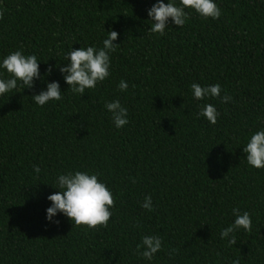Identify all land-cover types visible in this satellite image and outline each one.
<instances>
[{
	"label": "trees",
	"instance_id": "obj_1",
	"mask_svg": "<svg viewBox=\"0 0 264 264\" xmlns=\"http://www.w3.org/2000/svg\"><path fill=\"white\" fill-rule=\"evenodd\" d=\"M155 2L0 0V59L23 50L41 60L33 88L0 97V264H149L136 253L145 235L163 241L151 264H264V168L243 152L264 128V0H216L219 19L189 10L164 35L149 31ZM108 30L119 33L110 76L74 94L59 71L65 53L102 46ZM49 81L62 99L39 106L32 96ZM192 83H219L231 100H196ZM117 99L122 129L105 108ZM205 103L215 124L197 115ZM75 170L112 190L106 227L46 219L57 175ZM149 195L152 212L141 208ZM233 208L250 213L252 230L230 245L220 232Z\"/></svg>",
	"mask_w": 264,
	"mask_h": 264
},
{
	"label": "clouds",
	"instance_id": "obj_2",
	"mask_svg": "<svg viewBox=\"0 0 264 264\" xmlns=\"http://www.w3.org/2000/svg\"><path fill=\"white\" fill-rule=\"evenodd\" d=\"M189 10L195 11L201 17L207 19H219L222 10L216 0H156L147 10L150 33L164 35L169 22L183 27L190 18ZM107 36L102 40V46L89 45L73 48L65 53L66 64L59 67L63 79L74 94L82 96L87 89H94L98 83L110 76L111 54L116 51L119 43V33L116 30H108ZM40 61L35 54H25L23 50H16L0 59V97L12 93L19 85L24 88H33L36 80L41 78ZM51 73L52 69L47 70ZM9 75L5 77L4 73ZM193 98L204 100L205 98L220 97L221 102H229L231 97L221 96L222 87L219 83L211 85L191 84ZM118 88L126 92L128 82L121 79ZM59 81H49L46 88L34 94L32 99L39 106H44L49 101L62 99ZM105 108L111 113V120L116 129H122L129 123L128 109L120 100H113L105 104ZM198 117H204L209 123L215 124L219 112L215 105L205 103L198 112ZM247 163L257 169L264 168V128H261L247 139L243 146ZM35 171L40 172L36 167ZM54 188L58 191L47 196L50 205L46 208V219L54 221V217L62 214L69 218L75 225H86L89 228L108 225L112 216L110 209L114 206L112 190L106 183L99 179V174L88 170L68 171L58 174ZM141 208L149 212L154 211L152 197L146 196ZM235 219L220 232L221 239H227L228 243L235 244L234 233L243 229L246 232L252 230V220L249 212L241 213L239 208H233ZM163 241L159 235H145L136 245V253L145 261L151 262L158 252L162 250ZM232 264H239V260H233Z\"/></svg>",
	"mask_w": 264,
	"mask_h": 264
}]
</instances>
